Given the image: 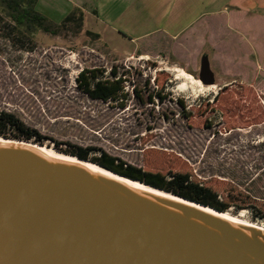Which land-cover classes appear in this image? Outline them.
<instances>
[{"label": "rangeland", "instance_id": "374dc122", "mask_svg": "<svg viewBox=\"0 0 264 264\" xmlns=\"http://www.w3.org/2000/svg\"><path fill=\"white\" fill-rule=\"evenodd\" d=\"M71 12L75 20L56 34L37 29L24 35L0 12V111L15 114L37 133V144L59 156L92 149L88 161L96 166L91 159L106 153L154 172L194 169L221 194V178L248 189L249 175L261 174L264 166V40L247 57L246 41L226 39L219 61L209 47L199 54L194 38L175 41L173 50L164 40L137 43L132 54H124L88 29L81 7ZM63 18L48 19L57 25ZM203 56L215 76L210 86L198 80ZM84 68L105 75L115 69L125 79L126 98L103 102L80 92L76 78ZM161 89L163 99L155 96ZM228 212L264 226L249 210Z\"/></svg>", "mask_w": 264, "mask_h": 264}, {"label": "water", "instance_id": "95a60500", "mask_svg": "<svg viewBox=\"0 0 264 264\" xmlns=\"http://www.w3.org/2000/svg\"><path fill=\"white\" fill-rule=\"evenodd\" d=\"M40 146L1 137L0 264H264L263 228Z\"/></svg>", "mask_w": 264, "mask_h": 264}, {"label": "crops", "instance_id": "0c3cea01", "mask_svg": "<svg viewBox=\"0 0 264 264\" xmlns=\"http://www.w3.org/2000/svg\"><path fill=\"white\" fill-rule=\"evenodd\" d=\"M73 6L83 9L90 31L124 54H132L137 43L164 40L172 49L175 41L194 38L199 54L209 47L219 61L226 39L247 42V57L264 40V0H38L36 9L47 18H63Z\"/></svg>", "mask_w": 264, "mask_h": 264}, {"label": "trees", "instance_id": "16d2710c", "mask_svg": "<svg viewBox=\"0 0 264 264\" xmlns=\"http://www.w3.org/2000/svg\"><path fill=\"white\" fill-rule=\"evenodd\" d=\"M37 2L38 0H0V12L5 13L14 22V28H22L21 35L30 34L37 29L56 34L57 27L66 26L67 23L75 20V15L71 12L59 24L55 25L36 10ZM76 81L79 91L92 100L108 102L126 98L127 96L122 86L125 79L118 78L115 69L110 71V75H105V70L98 71L84 68L79 72ZM133 92L139 96L136 90ZM162 92L161 89L155 96L163 99ZM178 104L183 108V117L188 119L190 112L184 110L183 101L178 100ZM0 136L7 139L27 140L36 143L40 141L34 130L26 126L15 114L6 111H0ZM91 150L79 149L73 152L72 155L89 160L88 155ZM91 160L120 175L176 196L210 206L218 211L226 212L229 208L234 207L237 211L249 210L255 217L264 220V191L262 192L257 186L264 176V166L259 168L261 174L257 176L249 175L247 179L248 189L243 188L240 183L233 179L221 178L220 183L224 184L221 194L208 185L206 181L202 180L194 169L186 172L172 170L166 173L154 172L130 165L106 153H102L99 158Z\"/></svg>", "mask_w": 264, "mask_h": 264}, {"label": "bare ground", "instance_id": "6f19581e", "mask_svg": "<svg viewBox=\"0 0 264 264\" xmlns=\"http://www.w3.org/2000/svg\"><path fill=\"white\" fill-rule=\"evenodd\" d=\"M190 76V75H189ZM190 77H192V76H190ZM195 80V79H194ZM198 83H199V81L198 80H196ZM179 86L181 87V88H183L184 86H185V83L184 82H182V83H180L179 84ZM200 86L201 87H203L201 84H200ZM206 88V87H205ZM210 88V87H209ZM180 89V88H179ZM183 89H186V88H183ZM182 89V90H183ZM0 140H1V138H0ZM40 149L44 152V153H46L47 155H50V156H55V157H60V158H66V159H74L73 157H67V156H59V155H56V154H53V153H51V152H49L48 150H46L45 148H43L42 146H40ZM87 163V166L90 168V169H92V170H94V171H99V172H102V173H107V174H109V172L108 171H105L104 169H102L101 167H98V166H96V165H94V164H91L90 162H86ZM124 181H126L128 184H130V185H132V186H134V187H138V188H144V186L142 185V184H139L138 182H132V181H129V180H124ZM231 209V208H230ZM231 211V210H230ZM229 211V212H230ZM229 212H228V210H227V212H225V213H223V216H225L226 218H228V219H230V220H232V221H236V222H240V223H244V224H248V225H254V226H256V227H259V228H263L264 229V226L263 225H260V224H256V223H252V222H247V221H243V219L241 220V219H239V218H237V217H235V216H232L231 214H229ZM232 212V211H231ZM242 212L243 211H241V214L240 215H242ZM234 215H235V213H234Z\"/></svg>", "mask_w": 264, "mask_h": 264}]
</instances>
